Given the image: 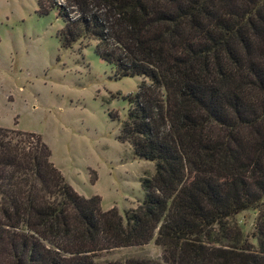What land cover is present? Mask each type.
<instances>
[{"label": "trees", "instance_id": "trees-1", "mask_svg": "<svg viewBox=\"0 0 264 264\" xmlns=\"http://www.w3.org/2000/svg\"><path fill=\"white\" fill-rule=\"evenodd\" d=\"M56 39L92 52L113 78L139 76L119 141L152 161L141 200L119 214L77 194L39 134L0 127V264H116L114 247H160L159 261L264 264V215L251 238L228 219L264 200V0H35Z\"/></svg>", "mask_w": 264, "mask_h": 264}, {"label": "rangeland", "instance_id": "rangeland-1", "mask_svg": "<svg viewBox=\"0 0 264 264\" xmlns=\"http://www.w3.org/2000/svg\"><path fill=\"white\" fill-rule=\"evenodd\" d=\"M60 27L54 10L36 13L35 0H0V127L39 134L49 161L77 194L97 195L101 210L121 214L138 204L139 182L153 173L152 161L134 157L117 137L126 95L147 80L113 78L112 66L92 52V39L61 47L55 36ZM261 213L264 200L228 221L254 245L250 235ZM128 259L159 261L160 247L150 239L94 256L116 264Z\"/></svg>", "mask_w": 264, "mask_h": 264}]
</instances>
